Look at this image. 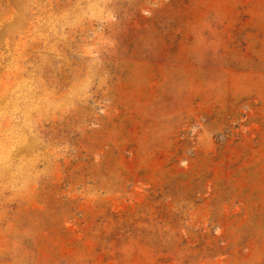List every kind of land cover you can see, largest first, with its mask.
<instances>
[{"label": "rangeland", "instance_id": "rangeland-1", "mask_svg": "<svg viewBox=\"0 0 264 264\" xmlns=\"http://www.w3.org/2000/svg\"><path fill=\"white\" fill-rule=\"evenodd\" d=\"M0 264H264V0H0Z\"/></svg>", "mask_w": 264, "mask_h": 264}]
</instances>
